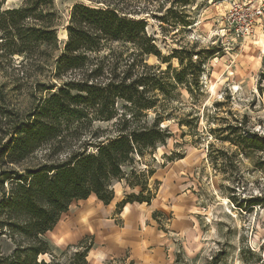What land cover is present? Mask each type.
I'll return each instance as SVG.
<instances>
[{
  "label": "trees",
  "instance_id": "obj_1",
  "mask_svg": "<svg viewBox=\"0 0 264 264\" xmlns=\"http://www.w3.org/2000/svg\"><path fill=\"white\" fill-rule=\"evenodd\" d=\"M86 1L72 4L60 46L54 0H20L10 8H3L0 0V237L14 245L9 254L0 252V264H86L92 245L88 238L77 242L78 250L63 262L53 254L45 233L73 200L93 194L109 203L112 182L125 176L124 167L134 163V155L141 157L171 136L168 126L160 125L157 93L171 97L177 85L189 92L192 83L199 87L203 61L192 59L198 52L181 51L186 54L182 58L174 51L166 57L164 61L176 57L180 69L168 65L160 70L144 61L145 55L160 53L145 32V21L125 11L130 0ZM115 43L132 48L123 56ZM45 71L49 82H34V89L45 93L29 111L21 112L12 105L9 92L20 80ZM118 99L126 102L122 112L117 111ZM149 110L155 113L150 122ZM141 115L145 119L139 120ZM112 119L117 123L113 134L95 130L87 141L80 142L78 135L68 138L84 121ZM242 123L235 121L229 128L238 130L240 142L264 152L257 134L242 135ZM41 150L42 157H35ZM130 174L145 175L132 169ZM126 182L141 190L127 193L118 207L127 202L149 204L155 196L157 188L150 194L138 179ZM45 254L49 260L40 258Z\"/></svg>",
  "mask_w": 264,
  "mask_h": 264
},
{
  "label": "rangeland",
  "instance_id": "obj_2",
  "mask_svg": "<svg viewBox=\"0 0 264 264\" xmlns=\"http://www.w3.org/2000/svg\"><path fill=\"white\" fill-rule=\"evenodd\" d=\"M79 1L89 3L54 0L60 16V46L66 38L70 8ZM130 2L125 11L128 16L145 21V32L160 53L145 55L147 64L160 70L168 65L180 69L176 57L164 61L174 51L198 52L192 59H201L203 63L198 88L192 83L191 92L177 85L171 97L157 93L160 125H167L171 136L164 144L146 149L141 157L134 155V163L124 167L125 176L114 180L112 188L124 192V196L139 194L140 185L131 188L126 182L127 178L138 179L150 194L156 188L169 186L174 196L183 197L184 211L191 216V234H183L182 239L175 241L174 264H264V152L240 142L238 130L229 128L235 121H242V135L255 133L264 145V9L260 15L255 14L259 7H264V0ZM18 5L20 0H3V8ZM114 48L125 56L132 46L115 43ZM185 55L179 53L182 58ZM19 60L15 57L14 61ZM14 75L17 76L16 71ZM47 75L45 71L43 75L20 80L19 86L9 92L12 105L21 112L29 111L37 97L45 93L34 89V82L48 83ZM125 104L118 99L117 111H124ZM154 116V111L149 110L147 121ZM138 118L145 119L142 115ZM115 121H84L79 132L68 138L78 135L80 142L87 141L95 130L113 134ZM43 154L41 150L34 156L40 158ZM131 169L143 172L144 177L134 178ZM149 171H153L151 176ZM126 187L129 190L125 192ZM82 203H72L71 209L78 210ZM168 213L166 219L175 216L177 210L169 205ZM161 220L165 222V218ZM162 222L161 228L165 229ZM44 237L53 254L63 262L78 250L75 243L59 244L55 231ZM13 248L9 238L0 237L2 254H9ZM40 258L49 260L50 256ZM128 262L117 260L111 264Z\"/></svg>",
  "mask_w": 264,
  "mask_h": 264
},
{
  "label": "crops",
  "instance_id": "obj_3",
  "mask_svg": "<svg viewBox=\"0 0 264 264\" xmlns=\"http://www.w3.org/2000/svg\"><path fill=\"white\" fill-rule=\"evenodd\" d=\"M126 188L123 191L129 190ZM113 191V198L107 204L93 194L73 200L48 232L55 231L58 243L64 245L88 238L92 242L87 253L88 264L126 259L128 264H174L175 241L182 239L183 234H191V216L184 211L183 197L174 196L172 188L163 186L157 188L149 204L127 202L118 207L124 192ZM76 201L83 203L78 210H72L71 205ZM169 205L177 214L166 219ZM154 212L157 214L153 215ZM161 222L165 229L161 228Z\"/></svg>",
  "mask_w": 264,
  "mask_h": 264
},
{
  "label": "built area",
  "instance_id": "obj_4",
  "mask_svg": "<svg viewBox=\"0 0 264 264\" xmlns=\"http://www.w3.org/2000/svg\"><path fill=\"white\" fill-rule=\"evenodd\" d=\"M264 3V2H263ZM262 9H264V7H259L257 10H256V12H255V14H257V15H260L261 14V12H262Z\"/></svg>",
  "mask_w": 264,
  "mask_h": 264
},
{
  "label": "water",
  "instance_id": "obj_5",
  "mask_svg": "<svg viewBox=\"0 0 264 264\" xmlns=\"http://www.w3.org/2000/svg\"><path fill=\"white\" fill-rule=\"evenodd\" d=\"M66 31V30H65Z\"/></svg>",
  "mask_w": 264,
  "mask_h": 264
}]
</instances>
